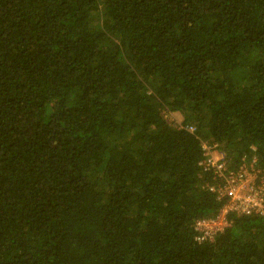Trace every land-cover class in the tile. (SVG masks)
Segmentation results:
<instances>
[{
	"label": "trees",
	"instance_id": "1",
	"mask_svg": "<svg viewBox=\"0 0 264 264\" xmlns=\"http://www.w3.org/2000/svg\"><path fill=\"white\" fill-rule=\"evenodd\" d=\"M203 143L264 170V0H0V264H264Z\"/></svg>",
	"mask_w": 264,
	"mask_h": 264
},
{
	"label": "built area",
	"instance_id": "2",
	"mask_svg": "<svg viewBox=\"0 0 264 264\" xmlns=\"http://www.w3.org/2000/svg\"><path fill=\"white\" fill-rule=\"evenodd\" d=\"M188 129L193 131L192 127ZM215 147V145H203V157L199 166L211 171L218 180L208 189L219 198H223L224 204L216 216L195 221L193 230L196 234L195 241L198 243L211 242L228 228L230 214L262 215L264 212V170L261 172L257 168L254 158L247 165H241L236 171L230 170L224 157Z\"/></svg>",
	"mask_w": 264,
	"mask_h": 264
},
{
	"label": "rangeland",
	"instance_id": "3",
	"mask_svg": "<svg viewBox=\"0 0 264 264\" xmlns=\"http://www.w3.org/2000/svg\"><path fill=\"white\" fill-rule=\"evenodd\" d=\"M165 119L171 126H174V127H180L181 126L182 116L179 113L168 112L167 114H165ZM203 145H209V144L203 143ZM215 149L217 152H219L217 150V147H215ZM246 169H247V166H246Z\"/></svg>",
	"mask_w": 264,
	"mask_h": 264
}]
</instances>
